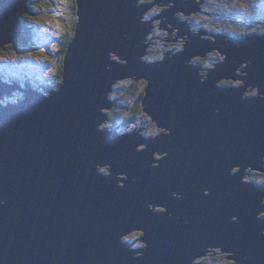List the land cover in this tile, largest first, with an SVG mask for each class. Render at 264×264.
Segmentation results:
<instances>
[{
    "label": "water",
    "instance_id": "95a60500",
    "mask_svg": "<svg viewBox=\"0 0 264 264\" xmlns=\"http://www.w3.org/2000/svg\"><path fill=\"white\" fill-rule=\"evenodd\" d=\"M27 1L0 0L1 47L21 36ZM77 2L78 24L60 87L23 89L25 97L13 103L19 92L8 95L19 87L0 79V264H194L217 243L224 248L216 250L232 251L231 260L232 249L241 252L237 264H264V221L246 190L236 193L230 186L235 183L228 171L231 163L241 165L237 159L244 168L264 171V34L226 37L224 63L201 81L191 61L212 45L195 39L173 58L145 62L155 19L142 20L147 4ZM113 53L124 64L111 60ZM243 64L246 74H234ZM135 76L148 79L144 112L168 132L145 139L143 128L122 134L102 128L109 117L103 109L115 103L109 99L115 84ZM237 76L241 87L215 86ZM249 85L258 87V96L245 97ZM190 142L193 180H226L215 195L221 196L205 200L211 210L205 217L195 211L201 200L189 192L174 199V186L187 181L182 172L174 176V166L184 171L188 162L175 145L186 150ZM161 152L166 155L157 158ZM107 166L112 175H100L97 167ZM176 211L186 216L176 218ZM137 231L143 233L141 249L125 240ZM203 231L209 232L206 242Z\"/></svg>",
    "mask_w": 264,
    "mask_h": 264
},
{
    "label": "flooded vegetation",
    "instance_id": "af4514ba",
    "mask_svg": "<svg viewBox=\"0 0 264 264\" xmlns=\"http://www.w3.org/2000/svg\"><path fill=\"white\" fill-rule=\"evenodd\" d=\"M163 1L168 2L166 0H155V2L153 3L141 2L142 4H147L146 6H148V11L145 15V19L150 20L149 18L154 17L155 19L161 22V26L158 24L159 21H157V24L155 22L152 24L153 34L151 33L152 36H149L147 38V42L149 43V46L147 47V55H146L147 61L156 62V61H161L166 57L173 58L175 55L180 54L187 44L193 42L196 39L197 41L199 40L201 42H205L208 43V45L213 46V49H211L213 51L206 52L204 56H201L202 58L197 55L191 61V63L193 62L192 64L194 66H198L201 69L200 70L201 76L206 73L208 75L210 69L214 68L217 64L222 62V55H223L222 50L225 49L226 47L225 45L226 37H228V39H233V38H241L247 36L244 35L243 32L240 30L241 24L237 23L236 21L235 7L231 6L232 11L229 14H225V12L224 13L219 12L217 7H218V3H220L221 0H201V2L199 3V7L194 11H190V10H193L195 3H198L196 2V0H191L192 2L190 3L188 2V4L185 6L179 5L174 0L173 7L169 2H168L169 5L168 4L162 5L164 3ZM168 6H170L174 10L175 9L180 10L179 8H181L183 9L180 10L182 13H180V11L179 12L177 11L176 14L173 11L172 15H170V10H166V8H164V7L168 8ZM164 28H166V32H164L163 30ZM176 30L178 32H176ZM196 34H203L204 35L203 39H201V37H196ZM15 41L17 40H14L10 44L15 45L14 43ZM0 77L4 79L5 76L2 74L0 75ZM130 80L131 79H127L124 81L130 82ZM145 82L146 81H143L142 84L144 85ZM216 86L218 88H236L241 86V83L232 80H221ZM23 89H27V88L23 86L22 88L16 89L11 95H8L9 97H12L18 94L19 92L18 94L19 97L14 99L15 102L13 103L20 102L24 98L25 92L23 91ZM252 91L254 90H251L249 93L247 92L245 97H253L254 95ZM123 123L126 124L127 126H131L133 124L131 122H123ZM137 124L138 127H142L144 131L148 127L144 124L143 121H137ZM137 124H133V125L135 126ZM135 128H133V130H135ZM178 130L189 133L187 129L186 130L177 129V131ZM128 132H120V133H128ZM192 144H193L192 142L188 143L186 150L180 144L175 145V151L180 150L179 152H176V154L178 156H184V157L187 155L188 162L186 164H183V167L186 169L184 171H179L177 167L174 166V176L177 172H182L183 174H185L187 178V181L183 186H180L178 184L174 186V199L181 198L183 195L182 192H189L192 198H198L201 200L200 206H198L195 209V211L201 217H205L211 213L210 208L205 204V200L207 198H211V197L216 198L218 196H221L219 194L217 196L215 195L219 192L223 182L226 185V180L223 177L217 178L215 179V182L213 184L209 182L207 185L204 181L193 180L191 175L192 173L194 174V171H196L197 169L195 168V166L190 164L189 162L190 153L189 152L187 153L190 147L193 148ZM194 156L195 154L193 153L191 155L192 159ZM235 161L240 162L241 165L233 168H231L232 163L228 165V171L231 176L230 181L232 183H235V184H230V186H233L235 188L236 193H242V191L245 189L247 195L250 196L251 202L257 205V208L255 210L256 211L259 210V213L261 211L263 212L264 211V173H263L264 171L263 172L256 171L257 169H253L252 166H249L248 168H244V165L240 159H237ZM216 163H217V159H216ZM243 168L245 169V171H243L244 174H241ZM102 172L104 174H108V171L106 170H103ZM196 174L200 180L201 179L200 171H197ZM218 180H220V184ZM244 183H248V184L244 186ZM246 186L248 187V189L246 188ZM206 188H208L209 190L205 191ZM175 191H179L180 195H176ZM215 211L220 212L221 209H215ZM179 213H183V212H179V211L174 212V217L181 218ZM183 214L184 216H186L185 213ZM257 217L259 219H263L264 221V215L263 216L257 215ZM231 221H236V220L233 217H231ZM189 222H190L189 220H186V223ZM196 233L199 236L198 231ZM142 236L143 233L141 231H137L128 235L126 239L130 240L129 242L133 245V248L141 249L145 246V244L141 240ZM203 236L205 237L203 241L206 242L209 238V232L203 231ZM214 246H220L219 248H224V246L219 243L211 246L209 250L207 248L206 251L202 252L205 253L202 257L194 259V264H220V263L237 264L238 260L242 257V254L239 250L232 249L236 255V258L231 260L228 257L227 253L222 252L224 256L220 255L218 252L221 251L220 250L217 251L216 250L217 247Z\"/></svg>",
    "mask_w": 264,
    "mask_h": 264
},
{
    "label": "rangeland",
    "instance_id": "374dc122",
    "mask_svg": "<svg viewBox=\"0 0 264 264\" xmlns=\"http://www.w3.org/2000/svg\"><path fill=\"white\" fill-rule=\"evenodd\" d=\"M138 1L139 2L137 5L140 6V5H143L142 3H145V2L153 3L155 0H138ZM182 1H187V0H182ZM200 1L201 0H196V2H200ZM70 2H71L70 0H28L27 1L28 11L32 10L30 8L31 6L34 7V5H32V3H34L36 5L34 7V10H32V12L34 14L36 12L38 15H35V16L31 15L30 17H26L25 19H22V22L24 21L27 22V25L23 24L24 29H26L27 32L32 33V35H36L38 39H41V35L43 34H46L45 36H49V37L46 40V43L40 44V45L39 43H37L33 48L29 46L26 47L25 45H23L22 43L26 44V42L22 40L21 44L17 45V47L16 46L10 47L7 51H5L6 55L0 54V57L5 62V67H6V70L0 69V74H3L7 79H10V77H13L14 80L19 81L21 85L25 87H29L26 85L28 83H31L34 86H36V84H39V83L46 85V84H51L54 82V79H52V76L58 73L59 58H60L59 55L61 51L60 42L64 41L65 38L67 37L66 35L67 29H68V34H69V27L71 25L70 22L75 21V18L71 12ZM169 3L172 6H174L173 2H169ZM230 5L231 4H229V6ZM164 8L169 9L171 7L168 6V8L167 7H164ZM147 11L142 16L143 21H149L148 19H145V15ZM180 13L182 12L180 11ZM23 15H25V12L21 16ZM235 17H236L237 23L241 24V28H242L241 31L243 32L244 35L256 36V34H264V0L235 1ZM152 18H149V19L151 20ZM36 20L38 21L37 23H35ZM157 21L159 20L154 19L151 22L152 28L146 37V44H149L147 42V38L149 36H152L153 34L152 24L154 22L157 24ZM67 23H69V26L67 25ZM158 24L160 25V21L158 22ZM257 27H261V29ZM163 30L164 32H166V29H163ZM176 32L178 31L176 30ZM203 36H204L203 34H199V37H201V39H203ZM18 38L14 40H18ZM28 43L29 42H27V44ZM30 49H31V52L27 53L26 50H30ZM210 51H213V50H210ZM146 55L147 53L143 55L142 57L143 61L149 62V63L160 62V61H156V62L147 61ZM110 57H111V60L113 59V61L124 64L117 54L113 53ZM225 58H226V55L223 54L221 63H224ZM165 59H168V57H166ZM243 65L244 66H242L241 68L238 67L235 70L234 74L244 76L246 73L244 72L242 73L241 69H243V67H245L246 64H243ZM25 68L27 70H25ZM214 68H216V66ZM200 70L201 69H199V72ZM22 71L25 73H22ZM31 74L36 75V77H32ZM199 75H201V72L199 73ZM206 75L207 73L201 77V81H204L206 78H208V76ZM137 78L138 76H135L134 78L128 77V78L122 79L123 81L127 79H131L130 82L128 81L123 82L122 80L118 81L115 84L114 90L111 91V93L109 94V99L112 100L113 103L115 101L119 105H121V107H117L116 104L114 103V106H113V107L116 106L114 111L117 108L119 110H123V113L121 115H127L129 113V108H131L135 103V97H136L137 91H139L141 88L139 84L142 83L143 81L148 80L145 77H141L139 79ZM221 80H232V81L241 83V86L244 85V81L240 80V78H237L236 80H234L233 78H220L219 81L215 83V86ZM44 85L39 86L41 88H36V87H33V88L42 90L43 89L42 87H44ZM251 90H254L252 91L254 96H258L259 90L253 89L252 87H250L247 92L249 93ZM253 95H250V96H253ZM118 109L116 110L117 113L115 114L113 110L109 112V115L111 117L114 116L115 119L108 117L107 121L102 125V128L116 129V130L119 129L120 132L131 131L135 127H136L135 128L136 130H139L140 128H142V127H138L137 123H136L137 125L135 126L133 124L131 126L120 125V122L118 123L116 121V118L117 119L120 118L121 120L123 118L118 116L119 115ZM103 110L105 112L110 111V109H106V108H104ZM143 122L146 126H148L145 129V131L144 129L140 131L141 136L144 137L145 139L156 137L160 135V133L164 134L163 128L158 127L155 122L152 121L153 122L152 124H154V126L147 119H145ZM138 149L144 150V146H138ZM156 157L161 159L164 157V155L162 156L161 154L157 153ZM262 159H264V156L262 157ZM155 165H158V163ZM97 168H98L100 175H105L102 172L105 169H102L100 167H97ZM256 171L263 172L261 170H256ZM109 173L111 174V172H108V174ZM156 210L163 211L161 206H158ZM262 214L264 215V211L259 213L258 216H263ZM125 240L128 242L130 241V240H127L126 238ZM218 253L224 256L222 252H218Z\"/></svg>",
    "mask_w": 264,
    "mask_h": 264
},
{
    "label": "trees",
    "instance_id": "16d2710c",
    "mask_svg": "<svg viewBox=\"0 0 264 264\" xmlns=\"http://www.w3.org/2000/svg\"><path fill=\"white\" fill-rule=\"evenodd\" d=\"M70 1H71L70 2V4H71V12H72V14H73V16L75 18V21L74 22H70L71 25L69 27V34H68V29H67V34H66L67 37L65 36L66 37L65 40L60 42L61 51H60V55H59L60 58H59L58 73L52 76V79H54V82L51 83V84H46V85L39 83V84H36V86H34L31 83H28L26 85L29 86V87H26V88H33V87L41 88L39 86H43L44 85V87H42L43 89L40 90V91L46 92L50 88H52V89L56 88L57 89V88L60 87V85H61V83L63 81V63H64L65 55L67 53V49H68L71 41L73 40V38L75 36L76 28H77V24H78V2H77V0H70ZM235 1H244V0H221V2L218 3V7H217L219 12L220 13H224L225 12V14H229L232 11L231 6L235 7ZM229 4H231V5L229 6ZM32 5H34V7H35L36 4L32 3ZM34 7L31 6L30 9L34 10ZM200 9H201V6H200ZM32 10H29L27 13H25V15H23L21 19H25L26 17H30L31 15L32 16L33 15L34 16L38 15L36 12L34 14L32 12ZM198 11H200V10H198ZM37 22L38 21L36 20L35 23H37ZM24 24L27 25V22L24 21ZM67 25L69 26V23H67ZM257 28L261 29V27H257ZM241 29L242 28H240V30ZM26 32H27V30L23 28V31H22V34H21L20 38H18V40L14 42L15 45L9 43V44H5L2 47L0 46V54L6 55L5 51H7L10 47H15V46L17 47V45L21 44L22 40H24L26 42V44L22 43L23 45H25L26 47L29 46V47L33 48L37 43H39V45L46 43V40L49 37V36H45L46 34H43V35H41V39H38V37L36 35H32V33H29V32L26 33ZM245 37H247V36H245ZM27 42H29V43L27 44ZM26 52L30 53L31 49L30 50H26ZM192 60H193V58H192ZM15 68H16V66H15ZM0 69L6 70L5 62L1 59V57H0ZM25 70H27V69L25 68ZM22 73H25V72L22 71ZM0 75H2V74H0ZM31 75H32V77H36V75H34V74H31ZM0 79H3V78L0 77ZM3 80L5 82H7V83H10V84H16L19 88L23 87V85H21V83L19 81L14 80L13 77H10L9 81H8V79L6 77ZM139 85H140L141 88H140L139 91H137V94L135 93L136 94L135 103H134V105L131 108H129V113L127 115H121L123 113V110H119L117 108L118 111H119V115L118 116L123 118L122 120L120 118L119 119L116 118V121L118 123L120 122V125H126L123 122H131L133 124H136L137 121H144L145 119H147L149 122H151V124L153 123L151 117H148V114H146L144 112V110H143V108H144L143 100H144V97L146 95V89H147V86H148V82L146 81L144 85L142 83H140ZM115 104H116L117 107H121V105H119L117 102H115ZM116 106L111 108L110 111L107 112L108 115H109V112H111L112 110L114 111ZM116 110L114 111V114L117 113ZM144 114L146 115V117H144L145 116ZM109 117H111V116L109 115ZM111 118L115 119L114 116H112ZM137 119H139V120H137ZM153 126H154V124H153Z\"/></svg>",
    "mask_w": 264,
    "mask_h": 264
},
{
    "label": "bare ground",
    "instance_id": "6f19581e",
    "mask_svg": "<svg viewBox=\"0 0 264 264\" xmlns=\"http://www.w3.org/2000/svg\"><path fill=\"white\" fill-rule=\"evenodd\" d=\"M242 66H244V65H241L239 68H241ZM247 67V66H246ZM242 70H244V67H243V69ZM241 70V71H242ZM243 73V72H242ZM245 73V72H244ZM240 76H243V75H240ZM240 76H237V78H240ZM243 86V85H242ZM250 87H252L253 89H257L258 90V87L257 86H251V85H249V86H247L246 87V89H247V91L249 90V88ZM146 96V95H145ZM111 108H113V106L111 107ZM163 128V130H164V132H167V130L164 128V127H162ZM162 156L164 155V154H166V152H161L160 153ZM154 164H156V163H154ZM236 167H238V166H236ZM249 167V166H248ZM247 167V168H248ZM101 168V167H100ZM233 168V167H232ZM102 169H105L106 171H108V172H111V169H110V166H107V167H102ZM252 170V169H251ZM244 171H245V169H244ZM253 172H255V171H253ZM244 173V172H243ZM252 173V172H251ZM110 174V173H109ZM110 175H112V172H111V174ZM121 176V179H122V181H127V177H125V176H123V175H120ZM245 176V175H244ZM177 195V194H176ZM154 207H156V206H154ZM157 208V207H156ZM234 219H235V217H233ZM262 233L264 234V231H262ZM128 234H130V233H128ZM209 250V249H208ZM222 252H224V253H228V257L229 258H232V251H224V250H221ZM213 252V251H212ZM209 258V257H208ZM221 264V263H220ZM225 264V263H224Z\"/></svg>",
    "mask_w": 264,
    "mask_h": 264
}]
</instances>
